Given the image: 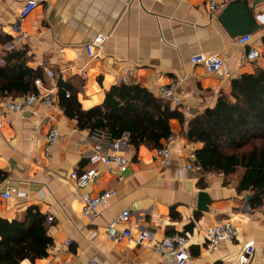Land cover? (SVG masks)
Here are the masks:
<instances>
[{"label": "crops", "instance_id": "crops-1", "mask_svg": "<svg viewBox=\"0 0 264 264\" xmlns=\"http://www.w3.org/2000/svg\"><path fill=\"white\" fill-rule=\"evenodd\" d=\"M24 1L0 0V30L13 36L0 48V59L4 51L27 48V64L42 69V88L38 90L55 89L56 103H38L24 113H15L5 107L6 100L13 97L0 98V184L9 181L13 186L9 198L0 196V218L24 221L28 208L36 207L45 215L52 239L47 257L27 258L20 264L62 260H68L67 264H171L154 241L137 243L143 231L151 232L158 241L175 234L187 237L197 264L238 262L242 246L252 240L256 249L248 264H264V198L255 207L247 199L251 192H238L243 169L229 176L199 170L195 152L204 143L187 137L189 122L213 107L221 94L231 93L233 78L264 69V23L256 19L264 0H219L224 6L213 20L207 15L208 0H42L21 19ZM232 2H237L243 20L248 16L246 8L256 3L258 27L251 34L262 57L255 63L241 62L247 49L237 42L242 35L232 37L219 20ZM99 34L108 39L90 57L85 45ZM199 53L220 54L229 75L217 76L193 64L191 57ZM59 79L67 83L66 91L78 99L83 110L101 105L106 92L121 82L140 84L157 97L160 86L178 83L183 104H169L182 113L183 121L170 120L172 134L177 136L170 165L160 164L157 148L131 146L128 133L120 138L128 159L120 171L121 180L109 172V166L92 164L95 140L90 130L80 129L77 120L65 114L58 100ZM54 124L63 138L46 156L47 136ZM188 164L194 168L188 169ZM92 165L99 171L96 180L78 190L71 172ZM112 183L117 194L100 206L97 217H87L82 194L99 196ZM200 192L208 195L206 210L199 208ZM125 209L131 212L132 237L110 238L109 222ZM48 216H53L50 224ZM224 221L234 224L239 238L210 250L207 229ZM126 227L118 226L120 230Z\"/></svg>", "mask_w": 264, "mask_h": 264}, {"label": "trees", "instance_id": "trees-1", "mask_svg": "<svg viewBox=\"0 0 264 264\" xmlns=\"http://www.w3.org/2000/svg\"><path fill=\"white\" fill-rule=\"evenodd\" d=\"M13 40L0 30V48ZM0 64V98L22 97L35 93V80L42 69L27 63V48L4 51ZM58 100L65 114L76 119L80 129H102L120 139L129 134L135 149L144 144L158 148L172 134L170 120L183 121L182 113L140 84L121 82L106 92L101 105L83 110L78 99L66 96L67 83L59 79ZM231 93L221 94L213 107L188 124L190 141L203 142L195 152V164L203 172L229 176L243 169L237 190L251 192L252 206L264 198V69L242 74L231 81ZM45 215L29 207L24 221L0 218V264H20L48 256L52 244L47 234Z\"/></svg>", "mask_w": 264, "mask_h": 264}, {"label": "built area", "instance_id": "built-area-1", "mask_svg": "<svg viewBox=\"0 0 264 264\" xmlns=\"http://www.w3.org/2000/svg\"><path fill=\"white\" fill-rule=\"evenodd\" d=\"M185 1V0H179ZM42 0H25L20 12L19 18L24 19L30 15L40 4ZM219 0H208L207 3V15L213 20L217 18V12L220 7H223ZM256 19L260 23H264V6L256 14ZM24 35H26L24 33ZM108 36L99 34L93 41L85 45L86 50L90 57L95 56V49L101 48L107 41ZM238 44L247 46V49L241 55L242 63H255L262 57L261 51L255 45L253 34H245L237 39ZM4 60L0 59V63ZM193 64L202 65L205 69L212 74L217 76H228L227 64L224 58L220 54H205L199 53L191 57ZM46 73L52 79H56V74L46 69ZM37 88H42V80L38 78L35 80ZM178 83H172L170 85H162L158 88V95L165 102L172 103L175 106H181L183 104L182 99L177 93ZM66 96L69 97L70 93L66 92ZM38 103L53 106L56 103L55 89H47L46 91L38 90L35 93H30L26 96L9 98L5 102V107L8 112L24 113L27 110L34 108ZM6 122L11 123V120L6 116ZM2 123L0 122V127ZM92 138L95 140L93 146V152L90 155L92 164L101 162L109 166V172L111 174L118 175V181L122 179L120 175L121 169L127 164L128 159L122 152V139H117L106 130L95 129L91 132ZM63 136L60 133L57 124L51 126L49 134L47 136V143L45 145V155L49 156L52 152L53 146L59 142ZM177 136L171 134L167 139L163 140L162 145L156 149L160 164L163 167L170 165L172 161V146L175 143ZM188 169H193L191 164H188ZM99 174L98 169L92 165L89 168L77 172L73 171L70 174V179L74 182L78 190H85L91 183H93ZM13 186L9 181H4L0 184V196L7 199L11 196ZM117 194L114 183L109 190L99 196H92L89 193H83V213L89 218H95L99 214V208L101 205L107 204L110 199ZM53 221V216H48L47 222L50 224ZM124 224L127 227L123 230L118 228L119 225ZM108 234L110 238L116 240H122L124 238L132 237V218L131 212L128 209L123 210L118 216L113 218L108 224ZM239 238L237 228L231 221L218 222L214 226L207 229L206 240L207 246L210 250L217 249L221 242L234 243ZM145 240L154 241L155 248L163 254L167 261L171 264H197L196 259L192 256L188 249V238L181 235L175 234L167 236L162 240L158 241L154 238L151 232L143 231L138 239L137 243L143 244ZM72 240H68L70 245ZM256 249L255 242L250 240L244 243L241 249V254L238 262H232L230 264H248L251 260L252 255ZM68 260H62L59 263L50 264H67Z\"/></svg>", "mask_w": 264, "mask_h": 264}, {"label": "water", "instance_id": "water-1", "mask_svg": "<svg viewBox=\"0 0 264 264\" xmlns=\"http://www.w3.org/2000/svg\"><path fill=\"white\" fill-rule=\"evenodd\" d=\"M254 6L251 9L246 8L248 16L244 20L240 17L241 12L236 8L237 2H232L223 10L219 20L232 37L249 34L258 27L254 16ZM245 21H247V23H244ZM251 198V195L247 196V199ZM208 199V195L205 192H200L199 208L206 210Z\"/></svg>", "mask_w": 264, "mask_h": 264}]
</instances>
